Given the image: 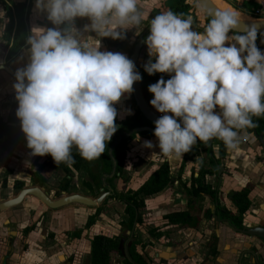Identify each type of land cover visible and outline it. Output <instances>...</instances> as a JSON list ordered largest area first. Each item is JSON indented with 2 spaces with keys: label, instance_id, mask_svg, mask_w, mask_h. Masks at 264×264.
<instances>
[{
  "label": "clouds",
  "instance_id": "obj_1",
  "mask_svg": "<svg viewBox=\"0 0 264 264\" xmlns=\"http://www.w3.org/2000/svg\"><path fill=\"white\" fill-rule=\"evenodd\" d=\"M35 9L47 13L54 27L32 28L29 61L15 73L16 115L27 147L32 156L51 155L57 166L72 167L74 148L96 160L118 130L116 105L142 76L125 54L101 51L100 40L86 34L124 39L147 14L140 0H36ZM210 15L203 33L193 30L191 15L165 11L150 20L146 44L155 62L149 60L145 71L171 75L148 88L151 105L164 114L155 121L154 135L168 158L213 139L236 150L242 134L255 127L253 117H264V52L256 43L257 28L241 29L232 11ZM77 18L90 23L80 29Z\"/></svg>",
  "mask_w": 264,
  "mask_h": 264
},
{
  "label": "crops",
  "instance_id": "obj_2",
  "mask_svg": "<svg viewBox=\"0 0 264 264\" xmlns=\"http://www.w3.org/2000/svg\"><path fill=\"white\" fill-rule=\"evenodd\" d=\"M152 1L154 4L165 1L168 7L166 11H169L172 6L171 0H140L141 9L147 8L148 10L147 12L144 11L147 16L150 11L155 9L152 7ZM13 2L19 8L30 6V35L34 26L43 28L54 27L47 19V13H40L35 9L36 0H13ZM0 12L3 13V16L0 17L1 65L5 60L1 37L4 33L6 17L4 16L5 10L1 2ZM87 23H90L87 18H77L76 20V26L80 29H83ZM205 28L206 25L202 18L195 19L193 17V30L203 33ZM86 35L99 39L100 44L106 42L105 44L110 45L111 42H114L111 37L100 38L94 32ZM146 55L150 57L148 47ZM150 59L152 62L155 61L154 57H150ZM28 61V49H24L19 55L9 61L10 64L8 66L16 72L17 69L26 66ZM165 75L171 78L170 74L165 73ZM15 83L16 78L4 71L0 72V171L5 165H15L18 167L17 170H20L19 168L23 166L26 171H16L14 174L15 180L30 183V171L37 170L50 155L44 157L32 156L31 150L27 147L26 136L16 115L19 105L13 87ZM116 108L118 111L117 119L126 120L134 115V113H122L124 109L118 105H116ZM216 111L219 112L218 107ZM5 126L9 128L3 129ZM242 135L243 138L236 150H228L223 141L213 146L212 154L216 160H219L220 156L224 154V159L222 160L224 169L221 178L217 173H214L218 169L216 170L210 160L201 152L200 154L196 153L193 159L186 162L184 170L181 171L185 154L180 158L163 156L160 153L159 142L155 135H138L129 142L127 151L128 165H126L122 177L113 181L118 193L137 190L164 163L169 164L173 177L171 183L163 192L144 198L147 207L145 218L149 217L150 220L152 219L155 222V226L149 229L147 241L143 240L149 243L147 246L140 243V240L137 239L138 228L145 224L146 219H144L142 225H137L134 234L136 251L146 264H264V241L235 234L226 226H219L215 223L212 210L214 208L217 209V204L212 197L206 196L198 202L202 210L196 229L173 226L165 219L169 213L187 209L186 190L191 186L192 175L194 174L195 177H198L200 171L204 169L213 172L211 175H207L206 181L213 190L217 191V203H220L221 207L234 214L237 213V208L230 199V195L235 191L250 187L251 207L249 212L243 217V224L246 226H264V163L255 155L254 150L251 148L254 143L248 141L246 133ZM145 141H151L153 147H145ZM42 175L49 182L51 179L63 177L66 174L63 170H57L53 166H46ZM72 177L74 181L70 183V192L83 196L91 195L90 189L84 186L85 183H90L87 175L82 176L81 173L74 172ZM72 177L68 178L71 180ZM80 179L82 180L81 182ZM110 202L113 204L112 207L121 208L124 216H128L125 213V204L113 199ZM71 207L73 208L67 210V215H63L65 219L47 221L45 227L43 226L40 230L41 232L37 230L30 236V240L27 241L28 244L30 243V250H27V254L22 256L19 261L20 264H91V241L96 235L101 233L94 232V226L91 229H86L89 215H92L93 211L80 205ZM39 210L43 213L44 208H39ZM18 219L21 222V226H26L27 221L31 218L28 213H22L18 216ZM34 219L37 220L39 218ZM62 221L72 227L64 231L67 228H64L65 225L61 224ZM66 232L70 233V238H67ZM0 233L3 235L4 231L0 230ZM77 234L80 236H77ZM122 235H125L124 230L122 234L109 236L121 237ZM210 238L217 240L216 245L213 246V253L209 251L210 247H208L211 241ZM179 244L182 247L178 250H173V247ZM173 251L175 252L173 253ZM252 254L255 255L252 256ZM174 256H178L179 259L176 263L172 262L174 261L172 259Z\"/></svg>",
  "mask_w": 264,
  "mask_h": 264
},
{
  "label": "trees",
  "instance_id": "obj_3",
  "mask_svg": "<svg viewBox=\"0 0 264 264\" xmlns=\"http://www.w3.org/2000/svg\"><path fill=\"white\" fill-rule=\"evenodd\" d=\"M172 6L169 11L175 12L177 14H184L185 17L189 16L193 11V5L188 4L187 0H171ZM226 1V0H225ZM5 9V15L8 18V23L6 30L2 37L3 48L5 52L8 53V60L14 59L17 55L21 53L24 49H28L29 46L26 44L27 38L30 36L29 29V16H30V6H24L19 8L15 5L13 0H0ZM264 6H259L258 10L260 16H264ZM206 23L210 22V18L205 15ZM142 83L144 87H149V85L157 83L162 77L167 81L169 78L165 76L164 73H155L149 75L145 68L141 70ZM255 128L261 132L264 131V117H253ZM146 120L138 111L137 114L129 119L123 126H118L117 132L113 135L112 140L108 143L105 153L98 159L93 161H88L82 158L78 151L74 148L72 151L75 163L72 167H68L65 164H60L57 166L53 161V158L48 157L44 164L41 165L36 171H30L32 175V181L40 186L46 183V179L42 176L41 172L43 169L52 165L55 169H63L68 175L72 174L74 171L82 172L88 175L93 182L101 186L102 176L104 174L110 173L112 169V160L109 156V148L115 142L120 132L129 131L133 128L144 126ZM9 127H4L6 129ZM141 135L150 136L148 132L142 133ZM124 137L123 141L114 150V157L117 160L118 168L117 172L123 174L124 169L127 165L128 160V144L133 139ZM218 141L219 139H215ZM200 147L210 158V162L213 167L217 170V165L220 161L224 159V154L220 156L219 160L211 154L210 141L208 144L203 142H197L191 149L190 152L185 154V159L183 161L182 170L187 160L191 157V154L195 152V149ZM213 172L210 170L202 169L198 177H193L191 186L187 188V209L179 210L169 213L165 219H167L170 225L180 226L183 228L196 229L199 224V216L201 213V206L198 202L202 200L206 195H210L217 198V191L206 184L205 177ZM173 177L171 175L170 166L168 163L161 165L143 184L135 191H128L126 193H117L114 191L112 198L126 205V214L130 217V225L133 226L134 223L142 225L144 223L146 215V204L144 201L145 197L153 196L164 191L167 186L171 183ZM111 185V182H108ZM112 186V185H111ZM68 183L63 186V190H68ZM89 187L92 189L91 185ZM113 187V186H112ZM114 189V187H113ZM249 188L243 189L241 191H236L231 194V200L237 207L238 214H234L229 210L218 206L217 214L224 219H228L233 225L238 228L243 226V217L249 211L251 202L249 199ZM101 209L97 210L96 215L90 216L86 228H91L98 221ZM77 236H79L77 234ZM119 239L110 238L104 234H100L94 237L92 240V264H111V254L117 252ZM133 260L136 264H146L143 258L134 251L132 254Z\"/></svg>",
  "mask_w": 264,
  "mask_h": 264
},
{
  "label": "flooded vegetation",
  "instance_id": "obj_4",
  "mask_svg": "<svg viewBox=\"0 0 264 264\" xmlns=\"http://www.w3.org/2000/svg\"><path fill=\"white\" fill-rule=\"evenodd\" d=\"M197 2V1H196ZM226 2L227 3H229V4H231L232 6H234L235 8H237V9H239L240 11H242L243 13H247L248 15H250L249 13L250 12H245L243 9H240V8H238L237 6H235L233 3H231V2H229V1H227L226 0ZM249 5H252L253 6V8L254 9H256L257 10V12L256 13H253V15L254 16H256V18H264V16L262 17V16H260V12H259V10H258V7L259 6H264V0H247L246 1ZM187 3L188 4H191V5H193V11H192V13L190 14L191 16H192V18L194 17L195 19H199V18H202L203 20H204V23H205V25L207 26V23H206V19H205V15H206V13L203 11V16L202 17H199V15L197 14V9L195 8V6H194V4H192V3H190L189 2V0H187ZM198 3V2H197ZM200 6V5H199ZM5 10V9H4ZM203 10V9H202ZM264 10V9H263ZM6 13V12H5ZM252 14V13H251ZM6 16V15H5ZM251 16V15H250ZM210 18V17H209ZM211 19V18H210ZM257 20V19H256ZM4 34V33H3ZM230 34H234V33H230ZM2 37H3V35H2ZM2 37H1V41H2ZM262 42V43H261ZM256 43H257V46H258V48L262 51V52H264V35H258V38H257V41H256ZM135 45V44H134ZM134 45H133V47H134ZM2 47H3V42H2ZM133 47H132V49H133ZM147 50V49H146ZM3 52H4V55H5V60H4V63L3 64H1V65H7V63H9V61L10 60H8L7 58H8V53L7 52H5V50H4V48H3ZM132 53V52H131ZM144 61H145V59H147L148 57H147V55H146V52L144 53ZM155 61H153V63H154ZM144 64V63H143ZM145 66V65H144ZM145 68V67H144ZM143 69V68H142ZM142 69H140V75H141V70ZM5 72V71H4ZM7 73V72H6ZM165 74V73H164ZM166 76V75H165ZM167 77V76H166ZM170 79V78H169ZM141 83H142V80H141ZM142 87H143V89L146 91V95L147 94H149V95H151L153 98H154V96H153V94L152 93H150L149 92V90H148V88L149 87H144L143 86V83H142ZM132 95H133V93H132ZM133 99H134V97H133ZM134 101H135V99H134ZM135 103H136V101H135ZM137 105V104H136ZM137 108H138V106H137ZM139 111V109H137V111H136V113H134V115H132V117H134L136 114H137V112ZM140 112V111H139ZM141 113V112H140ZM142 115V114H141ZM143 116V115H142ZM132 117H130L129 119H131ZM128 119V120H129ZM145 119V118H144ZM140 127H152V124H150L147 120H146V122H145V124H144V126H140ZM140 127H136V128H140ZM134 129V128H133ZM132 130V129H131ZM131 130H129V131H131ZM145 133V132H144ZM149 133V132H148ZM142 134V133H141ZM141 134H139V135H141ZM152 135V134H151ZM261 135H263V138H264V131H261V132H259L255 127H253V128H250V129H247L246 130V136H247V139H248V141H250V142H253L254 143V145L251 147L253 150H254V153H255V155L256 156H258L259 157V159H261V161L264 163V148H263V146H262V144L260 143V140H259V137L261 136ZM135 137L136 136H138V135H134ZM135 137H133V139L135 138ZM222 141L221 140H218V141H216L215 139H213L212 140V142L210 141V146H211V154L213 153V146L214 145H216V144H220ZM110 149V148H109ZM200 152L201 153H203L209 160H210V158H209V156H208V154H206L200 147H197L196 149H195V152H193L192 154H191V157L187 160V162L189 161V160H191V159H193V157L195 156V154L196 153H199L200 154ZM213 155V154H212ZM51 156V155H50ZM223 160V159H222ZM222 160L220 161V164H218L217 165V172H214V173H217V175L221 178L222 177V175H223V164H222ZM48 166H52V165H48ZM54 167V166H53ZM220 167L222 168V174H221V176H220ZM57 170H63V169H57ZM112 170V169H111ZM36 171V170H35ZM64 171V170H63ZM43 172V171H42ZM42 172H41V174H42ZM74 172H76V171H74ZM74 172L72 173V174H70V175H68L65 171H64V173L66 174L65 176H66V180H65V184L66 183H68V186H70V182H71V180L68 178V177H72L73 176V174H74ZM78 173H82V172H78ZM111 173V172H110ZM110 173H107V174H110ZM31 174V173H30ZM29 174V175H30ZM82 174H84V175H86L85 173H82ZM104 175H106V174H104ZM103 175V176H104ZM211 175V174H210ZM43 176V175H42ZM88 176V175H87ZM102 176V177H103ZM198 176H199V174H198ZM120 177H122V175L121 174H119L118 172H117V175L115 176V178H113L112 180H109L110 182H111V185L114 187V185H113V181L114 180H116V179H118V178H120ZM193 177L195 178V176H194V174L192 175V179H193ZM206 177H207V175H206ZM206 177H205V182H206V184H207V181H206ZM30 183H25V182H23V181H21V180H16L15 181V183L12 185V186H9V189H11V198H9V199H12V198H14V197H16L24 188H27V187H30V185L32 184L33 186H38V187H40L41 189H43L44 191H46V192H48L49 193V191H47V189H46V184L48 183L47 182V180H46V183L44 184V185H42V186H40V185H38V184H35L33 181H32V175L30 176ZM73 178V177H72ZM88 178L90 179V182L92 181L91 180V178L88 176ZM192 179H191V181H192ZM108 181V182H109ZM93 182V181H92ZM92 182H91V184H92ZM95 183V182H94ZM64 184V185H65ZM85 184H87L88 185V189H90V187H89V183H85ZM96 184V183H95ZM109 184V183H108ZM6 185V182H3V184H2V187L3 186H5ZM63 185V186H64ZM93 185V184H92ZM97 185V184H96ZM101 185H102V183H101ZM110 185V186H111ZM63 186L61 187V189H60V192H61V194L63 195V193H67V194H69L68 193V191H69V187H68V190L67 191H64L63 190ZM101 190H102V193L104 192L103 191V186L101 187V186H99V185H97ZM111 186V188L113 189V187ZM169 186V185H168ZM167 186V187H168ZM1 187V188H2ZM6 188H7V185L5 186V188L3 187V191H5L6 190ZM95 188V187H94ZM246 188H249V191L251 192V189H250V187H246ZM246 188H244V189H246ZM94 189L92 188V189H90V192H92ZM243 190V189H242ZM114 191H116V189H115V187H114V189H113V192H112V194L114 193ZM129 191H135V190H129ZM239 191H241V190H239ZM117 192V191H116ZM126 192H128V191H126ZM126 192H122V193H126ZM163 192V191H162ZM236 192V191H235ZM118 193V192H117ZM56 194V193H55ZM55 194H54V196H53V200H56V199H60V198H62V197H60V198H57V197H55ZM70 195V194H69ZM83 196V195H82ZM100 196V195H99ZM99 196L97 197V198H99ZM206 196H209V197H212V196H210V195H206ZM205 196V197H206ZM217 196H218V194H217ZM231 196V195H230ZM90 197V196H89ZM149 197V196H148ZM93 198V197H92ZM97 198H95L94 197V199H97ZM146 198V197H145ZM215 201H216V204H217V200H218V198H214V197H212ZM9 199H7V200H9ZM109 199H113V200H115V201H117L116 199H114V198H112V195L110 196V198H106L104 201H103V203L101 204V205H103V204H105V202L107 201V200H109ZM230 199H231V197H230ZM249 199H250V193H249ZM2 200H0V202H1ZM117 202H119V201H117ZM233 202V201H232ZM250 202H251V200H250ZM122 203V202H121ZM28 204H31V206H34L36 209H38V208H44V206H46L43 202H41L39 199H37L36 197H27V198H25V200L23 201V203L20 205V207H17V208H14V209H11V210H7V211H5V212H0V230H3L4 231V234L3 235H1V233H0V264H14V263H16V262H18V261H20L21 260V258H22V256H25L27 253V245H28V243H27V241H29L30 240V236L32 235V234H34L35 232H36V230L33 232V231H31V229H28V227L29 226H21V222L19 221V219H18V216H20L22 213H28V208H27V205ZM124 204V203H123ZM39 205H41V206H39ZM43 205V206H42ZM73 205H76V204H73ZM101 205H99L98 207H97V209H101ZM69 206H72V205H69ZM68 206V207H69ZM218 206H220L221 207V205H220V203H218V205H216V207H218ZM47 207V206H46ZM67 207V206H66ZM251 207V206H250ZM48 208V207H47ZM237 208V207H236ZM58 210V209H57ZM250 210V209H249ZM249 212V211H248ZM247 212V213H248ZM102 213V210H101V212H100V214ZM125 213H126V211H125ZM246 213V214H247ZM29 214V213H28ZM236 214H238V211H237V213ZM245 214V215H246ZM95 215V214H94ZM94 215H92V216H94ZM100 216V215H99ZM129 216V215H128ZM216 216H218L219 218H220V222L218 223L217 222V219H216ZM31 218V217H30ZM90 218V217H89ZM130 218V217H129ZM99 219V218H98ZM89 220V219H88ZM213 220L215 221V223H217L219 226L220 225H223V226H226L228 229H230L232 232H234V230L233 229H231L230 227H228L227 225H225V223L224 222H229L230 223V225L231 226H233V224L228 220V219H224L223 217H220L218 214H217V209H215V212H213ZM32 221H35V222H37V221H39V219H37V220H35L34 218H31L29 221H27L28 223H27V225L30 223V222H32ZM97 223V222H96ZM96 223H95V225H96ZM20 224V225H19ZM19 225V226H18ZM87 225V224H86ZM95 225H93V226H95ZM137 225H139V224H137V223H134L133 224V226H131L130 225V221L126 224V229H124V231H125V235H122L121 237H116V238H118L119 239V244H118V250H117V252H115V253H112L111 254V264H136L135 262H134V260H133V257H132V254H133V252L134 251H136V242H135V234H134V231H135V229H136V227H137ZM244 225V224H243ZM22 227V228H19L18 229V231H17V229H16V227ZM92 226V227H93ZM235 226V225H234ZM260 226V225H259ZM91 227V228H92ZM262 227H264V226H262ZM91 228H86L87 230L88 229H91ZM31 231V232H30ZM127 233H129V234H127ZM235 234H239V233H236V232H234ZM74 234V233H73ZM101 234H104V235H106V236H108V237H110L109 235H107L106 233H101ZM79 235V234H78ZM98 235H100V234H98ZM239 235H241V234H239ZM67 238H70V233L68 232L67 233ZM80 236V235H79ZM97 236V235H96ZM243 236V235H242ZM110 238H115V237H110ZM94 239V238H93ZM92 239V240H93ZM259 239V238H258ZM210 244H209V246L208 247H210L209 248V251L211 252V253H213V249H214V247L213 246H215L216 245V243H217V240H214L213 238H210ZM260 240H262V239H260ZM262 241H264V240H262ZM30 244V243H29ZM182 246L179 244V245H177V246H175V247H173V250H178V249H180ZM91 248H92V241H91ZM26 250V251H25ZM137 252V251H136ZM175 251H173V253H174ZM91 253H92V250H91ZM210 253V254H211ZM117 256V258H119L120 259V261L119 262H117L116 260H114V257H116ZM172 259L174 260V261H172V262H174V263H176L177 262V260H179L178 259V256H174V257H172ZM92 262V255H91V260H90V263ZM19 263V262H18ZM17 263V264H18ZM20 264V263H19ZM92 264V263H91Z\"/></svg>",
  "mask_w": 264,
  "mask_h": 264
},
{
  "label": "rangeland",
  "instance_id": "obj_5",
  "mask_svg": "<svg viewBox=\"0 0 264 264\" xmlns=\"http://www.w3.org/2000/svg\"><path fill=\"white\" fill-rule=\"evenodd\" d=\"M227 1L233 3L238 8L243 9L245 12H250L249 14L254 19H259V18H256V16L253 15V13L257 12V10L254 9L252 5H249L246 1L245 2L243 0H227ZM189 2L194 4L195 8L197 9V14L199 15V17H202L203 14H204L203 10L199 6V4L196 2V0H189ZM151 3H153V1ZM152 7H154L155 9L150 11V14L148 16H146V19L142 23V25H141L139 30H137V29L128 30L127 33H126V38L117 39V40L114 39V42H111L110 45L105 44L106 42H102L100 50L101 51L120 52L122 54H125L128 58H130L133 44L136 43L137 39L144 32V30L147 29L150 26L151 18H153L157 14H160L161 12H165L166 9L168 8L167 7V3L165 1H161V2H158L156 4L153 3ZM142 11H146L147 12L148 10H147V8H144ZM7 23H8V18L5 17V21H4L5 28H4L3 32H5V30H6ZM149 60H151L150 57L145 59L144 65H146L149 62ZM9 64H10V62L7 63V65H9ZM117 105L119 107H122V109H124V111H122V113H124V114L125 113L126 114L127 113H136V111L138 109L137 105H136V103H135V101L133 99L132 93H131V95L125 94V96L122 98L121 102L119 104H117ZM130 117H132V116H130ZM130 117H128L126 120H120L118 118L117 119V124L119 126H123L128 121V119ZM17 168L18 167L15 166V165H12V166L5 165L4 168L0 171V200H7V199L11 198L12 195H11V189H9V186H12L15 183V181H16L15 180L16 177L14 176L16 171H20V170L26 171L23 166H21L19 168L20 170H17ZM81 175L85 176L82 173H81ZM64 176L63 177L62 176L61 177H57L55 179H51V181H49L46 184V189H47V191H49V193L52 194V196H54L55 193H56L55 197H57V198H60V197L63 196L61 194V192H60V189L65 184L66 177H64ZM126 176L128 177V173L127 172H126ZM73 181H74V178L71 179L70 183H72ZM81 181L82 180L80 179V182ZM3 182H6V185H7V188H6L5 191L2 190L3 187L5 188V186H6L5 185V186L2 187ZM92 184H93V189L94 190L92 192H90L91 195H88V197L90 196V197H93V198L94 197L97 198L99 195L102 194V190L94 182H92ZM84 186H85V188H88L87 184H85ZM68 193L69 194H73L72 192H70V190L68 191ZM111 200L112 199H109V200H107L105 202V204L101 205L102 213L98 217L99 219H98V221H97V223H96V225L94 226V229H93V231L96 232V233H107L109 235L122 234L123 230L126 229V224L130 221V218L128 216H124V212H123V210L121 208H119L117 206L112 207L113 204L110 202ZM39 206H41V205H39ZM72 206H76V205H72ZM80 206H82V205H80ZM27 208H28L29 216L31 218H37L38 217L39 221H37V222L32 221L26 226H29L28 229H31V231H33V232L36 229L39 232H41L40 230L42 229L43 226L45 227V223L47 221H53L54 219L55 220H57V219H59V220L65 219L63 215H67V210H69L70 208H73V207H71V206L68 207L67 206V207H64V208H61V209H58V210H51V209L47 208L46 206H44L43 213H41L42 211L39 210V208L36 209L34 206H31V204H28ZM86 208L88 210L93 211L92 215H94V214L96 215L97 210H98L97 207H91V208L86 207ZM92 215H89V217L92 216ZM145 219H146L145 224L142 225L141 228L140 227L138 228L137 239L140 240L139 241L140 243L145 244V246H147L149 243H146L143 240L147 241L148 231H149V229L154 228L155 222H153L152 219L150 220L149 217H146ZM61 224L65 225L64 228H67L64 231H66V230H68L69 228L72 227V226H69L68 223L63 222V221L61 222ZM22 227L21 226L20 227H16L17 231H18L19 228H22ZM84 228H85V226H84ZM62 229H63V227H62ZM81 232H82V230H81ZM167 232H169V231H167ZM65 235H67V232H66ZM168 237H170V236H168ZM30 247H31L30 244H28L27 245V250H30ZM114 260H116L117 262L120 261V259L117 258V256L114 257Z\"/></svg>",
  "mask_w": 264,
  "mask_h": 264
},
{
  "label": "water",
  "instance_id": "obj_6",
  "mask_svg": "<svg viewBox=\"0 0 264 264\" xmlns=\"http://www.w3.org/2000/svg\"><path fill=\"white\" fill-rule=\"evenodd\" d=\"M200 7L203 9V11L206 13V15L210 18L212 16L210 13L214 14L215 12H218L215 7L210 3L209 0H196ZM257 20H264V18H259ZM255 26L258 31V35H264V22L254 23V24H242L241 23V29H243L244 26ZM150 34V26L144 30V32L139 36L137 39L133 49L132 53L129 59H131L135 66L136 71L140 74V69L144 68V53L147 49L146 44V38ZM239 34H243L242 32ZM5 71L12 77H15V73L8 65H2L0 66V72ZM134 91L133 97L136 101V104L138 106L139 111L150 124H152V127H140V128H134L131 131H123L120 132L119 136L115 140V142L111 145L109 149V156L112 160V170L110 174H106L102 177V186H103V193L99 196V198L94 199L92 197L88 196H82L79 194H67L63 193V197L60 199L53 200V196L51 193H48L41 189L38 186H33L32 184L30 187L24 188L16 197L9 199V200H2L0 202V212H5L7 210H11L17 207H20V205L23 203L25 198L27 197H36L41 202H43L49 209L51 210H57L64 208L69 205H82L85 207H98L103 203V201L106 198H110L112 195L113 189L108 184L109 180H112L117 175V168L118 163L116 158L114 157V150L116 147L123 141L124 137L130 138L134 135H139L144 132H149L150 134L154 135L155 130V121L159 119L163 113L158 112L150 103V101L153 99V97L149 94L146 95V91L142 87L141 81H137L133 85ZM168 115H172L171 113H168ZM260 143L262 144L264 148V138L263 135L259 137ZM212 142V140H211ZM222 174V168L220 167V176ZM31 176V174L29 175ZM91 187L93 188V185L90 183ZM218 205V203H217ZM215 212V208L212 210ZM217 222H220V218L216 216ZM225 225L230 227L234 230V232L239 233L245 237H254L264 240V227L252 225V226H246L243 225L241 228H238L236 226H231L229 222H224ZM255 254H252L254 256Z\"/></svg>",
  "mask_w": 264,
  "mask_h": 264
},
{
  "label": "bare ground",
  "instance_id": "obj_7",
  "mask_svg": "<svg viewBox=\"0 0 264 264\" xmlns=\"http://www.w3.org/2000/svg\"><path fill=\"white\" fill-rule=\"evenodd\" d=\"M210 3L215 7L217 11H232L236 13L242 24H254L259 22H264V20H256L247 13H243L239 9L235 8L231 4L227 3L225 0H209Z\"/></svg>",
  "mask_w": 264,
  "mask_h": 264
}]
</instances>
